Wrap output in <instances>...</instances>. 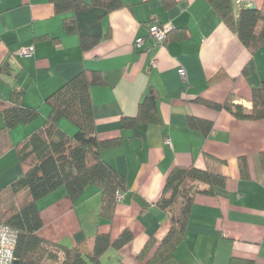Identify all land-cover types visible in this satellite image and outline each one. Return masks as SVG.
Segmentation results:
<instances>
[{
  "label": "crops",
  "instance_id": "1",
  "mask_svg": "<svg viewBox=\"0 0 264 264\" xmlns=\"http://www.w3.org/2000/svg\"><path fill=\"white\" fill-rule=\"evenodd\" d=\"M122 2L103 19L108 37L81 50L77 36L62 27L68 12H55L49 0H0V68L8 63V71L0 73V128L14 88L21 90L24 105L39 111L32 121L0 135V145L8 143L0 153V191L22 173L14 144L48 114L46 97L83 68L95 69L103 79L91 88L96 133L101 139H120L101 154L125 176L128 189L109 220L99 212L98 185H86L75 200L61 185L37 199L42 220L37 233L73 245L94 232L114 238L128 228L132 239L108 249L100 264H146L170 226L165 211L154 204L166 174L175 164L193 163L225 174V183L213 194L194 195L184 241L167 264H229L233 257L264 264V166L259 157L264 118L239 119L227 109L195 101L222 102L230 95L250 110L251 89L264 80V45L251 53L207 0ZM231 2L236 12L239 5ZM263 4L254 0L253 6ZM152 24L169 30L160 43L148 34ZM138 37L144 38L140 46ZM29 45L30 55L16 53ZM149 88L157 98L154 121L122 127L121 116L136 114ZM190 114L211 120L207 134L189 127ZM58 124L67 133L76 129L65 117ZM241 155L246 156V175L239 169ZM138 197L150 205L142 209ZM149 237L152 246L141 259L138 252Z\"/></svg>",
  "mask_w": 264,
  "mask_h": 264
},
{
  "label": "trees",
  "instance_id": "2",
  "mask_svg": "<svg viewBox=\"0 0 264 264\" xmlns=\"http://www.w3.org/2000/svg\"><path fill=\"white\" fill-rule=\"evenodd\" d=\"M49 1L55 12H68L62 18V27L66 33L77 36L81 50H88L102 38L108 37L110 30L103 27V19L111 10L123 5L122 0ZM163 1L166 5L173 0ZM207 1L251 53L264 45V4L261 7L239 6L235 12L231 0ZM3 71H8L6 61L0 68V73ZM102 82L98 70L86 67L64 80L46 97L49 112L41 123L14 144L22 173L6 189L0 191V222L17 230L15 264H45L47 261H52V264H100L102 255L108 249L120 248L133 237V233L124 228L114 238L108 232H94L73 245H65L37 233L42 220L36 201L61 185L73 200L86 185H98L101 200L99 212L109 220L118 201L116 196L128 189L125 176L101 154L103 149L120 143L119 136L101 139L95 130L91 88ZM20 96V89L11 90L9 98L12 103L2 110L3 126L0 128V135L38 116V109L24 105ZM156 99L155 90L149 88L140 99L136 114L121 116V126L131 128L138 120L154 121ZM250 100L251 108L247 111L240 102L233 101L230 95L222 102L195 98V101L211 108L227 109L239 119H262L264 80L251 89ZM60 117L73 122L76 127L74 133H67L59 126ZM187 123L204 135L212 127L210 119L193 114L188 115ZM7 145L8 143H1L0 153ZM259 157L264 166V150L259 153ZM237 160L241 175H246V156L241 155ZM225 179V174L193 163L175 164L169 169L154 204L165 211L170 226L153 254L146 259V264H167L173 259L175 248L184 241L194 195L215 193L224 185ZM138 199L142 209L150 205L140 197ZM152 243L149 237L138 252L139 258L146 257ZM229 264H253V260L233 257Z\"/></svg>",
  "mask_w": 264,
  "mask_h": 264
},
{
  "label": "built area",
  "instance_id": "3",
  "mask_svg": "<svg viewBox=\"0 0 264 264\" xmlns=\"http://www.w3.org/2000/svg\"><path fill=\"white\" fill-rule=\"evenodd\" d=\"M239 6H253L254 0H236ZM168 28L165 26H159L157 24H152L149 27L148 33L152 37L153 41L156 43L162 42L167 35ZM144 41L143 37H138L136 39V44L138 46L142 45ZM33 52V46L29 45L20 48L19 54L30 55ZM178 72L182 78H184L185 72L182 67L178 68ZM164 140L170 142V137L168 134L165 135ZM122 194H118L116 199L120 201ZM17 230L5 223L0 222V264H15V254L14 247L16 243Z\"/></svg>",
  "mask_w": 264,
  "mask_h": 264
},
{
  "label": "bare ground",
  "instance_id": "4",
  "mask_svg": "<svg viewBox=\"0 0 264 264\" xmlns=\"http://www.w3.org/2000/svg\"><path fill=\"white\" fill-rule=\"evenodd\" d=\"M149 34V33H148ZM19 51H20V49L16 52L18 55H23V54H19Z\"/></svg>",
  "mask_w": 264,
  "mask_h": 264
},
{
  "label": "rangeland",
  "instance_id": "5",
  "mask_svg": "<svg viewBox=\"0 0 264 264\" xmlns=\"http://www.w3.org/2000/svg\"><path fill=\"white\" fill-rule=\"evenodd\" d=\"M73 132V131H72ZM74 133V132H73ZM70 134H72V133H70ZM178 203V202H177ZM178 207V205H176V208Z\"/></svg>",
  "mask_w": 264,
  "mask_h": 264
},
{
  "label": "water",
  "instance_id": "6",
  "mask_svg": "<svg viewBox=\"0 0 264 264\" xmlns=\"http://www.w3.org/2000/svg\"><path fill=\"white\" fill-rule=\"evenodd\" d=\"M250 7H252V6H250ZM16 261V260H15ZM16 263V262H15Z\"/></svg>",
  "mask_w": 264,
  "mask_h": 264
}]
</instances>
